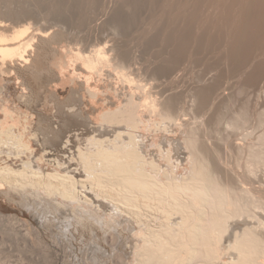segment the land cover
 <instances>
[{"label":"bare ground","instance_id":"6f19581e","mask_svg":"<svg viewBox=\"0 0 264 264\" xmlns=\"http://www.w3.org/2000/svg\"><path fill=\"white\" fill-rule=\"evenodd\" d=\"M99 1L0 0V196L45 228L87 229L92 264L108 239L121 264H264V111L239 97L264 82V0H213L205 18L207 0H113L98 27L115 39L77 38L67 23ZM160 8L166 47L142 68L122 34ZM216 51L227 75L175 92L173 71ZM1 216L0 245L39 260L42 233Z\"/></svg>","mask_w":264,"mask_h":264},{"label":"rangeland","instance_id":"374dc122","mask_svg":"<svg viewBox=\"0 0 264 264\" xmlns=\"http://www.w3.org/2000/svg\"><path fill=\"white\" fill-rule=\"evenodd\" d=\"M112 1L113 0H100L98 2V4L96 5V7H94V9H92V10H94L95 14H93L94 12L92 10H87V8H83L80 11V14H78L77 16H75V20H73L71 23H67V26L69 25V28L73 29V30L70 29L71 31H76L77 38H78V36L80 38L81 36L82 37H88L87 35H89V38L91 37L90 40H92V39L95 40V39H98L99 38L98 36L100 34L101 35L100 37H102V38L103 37L104 38L108 37L106 39L107 40L109 39V41H110V39H112L114 36L112 34H110V32L104 33L103 32V29H101L99 27L102 25V22H104V20L106 19V14L102 10H105V12H106V10H108L110 7H112L113 6V2ZM192 1H194V0H192ZM111 2H112V4H111ZM194 2H192L193 5H194ZM212 2L214 3L213 0H207L206 3L204 4V6L202 7V14H204V15H202L203 17L201 16L202 18H205L204 16L212 9V7H213L212 6L213 5ZM192 4L189 5V6H193ZM103 7H105L106 9H103ZM189 8L193 9L192 7H189ZM189 8H188V10H189ZM87 11L91 12L92 14H90ZM162 12H164V11H163V9L161 10V8L158 9V10H155L154 12H150L149 10H147V11L145 10L142 13V15H143V17H142L143 19L141 18L142 19V23L140 22L139 25H137L136 27H134L132 29L133 32H132V30H129V33L127 32V35H126V33H124L125 36L122 34V38H124V40L126 42V45H125L126 46V49H129L132 52V59H133L132 61H134V62H132L133 64L134 63L136 64L138 62L137 65L139 64L138 66L141 65L142 68H144V67H147L150 64H152L153 61H155L156 59H158L163 54L164 47H166L165 44L163 43V39H162L163 36L161 35L162 33H160L158 35V32L159 31L156 32V30H157L156 29V23L161 19L160 17H162V15H163ZM88 14L89 15H92V17L91 16L89 17ZM90 18H92L93 20L90 19ZM79 19L81 21H83L82 25L84 24L83 26L81 25L80 29H79L78 25H75V24H78V21H80ZM88 20H89V22H88ZM200 20H201V18H200ZM200 20H199L200 23H202L204 21V19L201 20L202 22ZM172 26L174 27V25H172ZM97 30H99V31H97ZM167 30H169V31L172 30V27H169L168 26L167 29H166V31ZM77 31H79V32H77ZM130 31L132 33H130ZM86 32H87V34H86ZM100 32H102L103 36H102V34ZM109 34L111 36H109ZM154 34L158 38L154 37L153 36ZM84 35H86V36H84ZM151 35L155 39H153V37H152L153 40L151 39V41L145 47H143L144 45H142V42L145 41L146 37H147V39H149V37ZM159 37H162V38H159ZM114 39H115V37H114ZM193 49H194V47H193ZM261 52H263V51L262 50L258 51L257 52V56H258V53L260 54ZM201 56H202V58H203L204 61L202 60V62H199V64H197V63L194 64L193 63V60H192V63H191L190 59L187 58L186 59L187 61L183 62V64L180 67H178L179 71L177 69V71H173L172 76H169V78L177 79V81L179 80V83L177 82V84L174 87L175 92H177V91L178 92L179 91L180 92L184 91V93L186 94L189 91V89H191L193 86H195L196 83L198 82V80H197V76H199L198 73L200 75L204 74L205 75V78H204L205 80H209L210 78L214 77L213 75L216 76V75H219L220 73H224V74L227 75V73H226V64L225 63H219L218 62L217 64H215V62L218 61V60L216 61V59L218 57H220V55L218 54V51L213 52L212 54L211 53L202 54ZM260 58L261 57H259V59ZM190 73H192V74H190ZM228 74H229V76H232V74L230 72ZM175 75H177V76H175ZM204 75H203V77H204ZM178 76H179V78H177ZM172 79L171 80L169 79L170 82H171V84H169L170 83L169 80H166L165 79L166 82L168 81L169 83L167 82L168 84H166V82L163 81L162 84L160 83L161 84L160 85L161 87H159V88L160 89H163V90L164 89L165 90H168L169 88H171V86H169V85H172ZM174 79H173V81H174ZM195 80H197V81H195ZM234 80L235 79H232L231 82L234 81ZM165 84H166V87H165ZM172 86H174V85H172ZM263 87H264V82H262L260 85H258L256 87H253L254 89H251V88H250V90L248 89L249 91L247 90V92L245 94L239 96L242 99L245 98L246 100H243L244 101L243 102L241 98H240V100L238 98V101L239 102L241 101V104H242V102L243 103H245V102L246 103H249L251 105L250 109H252L253 112L254 111H260V109H261V111H264L263 110L264 109V88ZM231 88H232L231 85L228 86V84H225L224 89H226V90L224 91V89H223V91H222L223 94L221 92V96H218L219 98H216V101H215V103H213V105L214 104H217L219 102L218 100L220 98L222 99L223 96H224V94H228V92H231V90H232ZM251 90H252V92H251ZM247 96H248L249 99L246 98ZM186 100H184V102L185 101L187 102V103L185 102V104L191 105L190 99L189 98H186ZM188 101H189V103H188ZM238 105H240V103H238ZM189 117L190 116H187V118H189ZM55 121H56V119H55ZM222 127H223V125H222ZM76 129L77 130L79 129L82 132L85 128L84 127H79V128H76ZM229 131L222 132V133H225V134L227 133L228 134ZM214 134H216V133H214ZM207 135H208V133H205L204 134V136H207ZM210 135H209V138L208 139H209L210 142H212L211 139L213 138V134H212V137ZM232 135L233 136H231V135L230 136L233 139V141L235 140L234 141L235 143H239L240 142L239 140H241L243 138L241 136H236V133L235 134L232 133ZM237 135H238V133H237ZM215 137H218V136L216 135ZM240 137H241V139H240ZM234 138H236V139H234ZM217 140H218V138L217 139L216 138H213V143H214V141L217 142ZM236 140L238 142H236ZM223 147H225V146H223ZM225 148H226V151H227V147H225ZM225 148L223 150H225ZM52 151L49 150V153L51 155L54 154L55 150H52ZM225 153H224V155H226L225 156L226 159L225 158L224 159L225 160H228L230 158L229 157V154H227L228 151L225 152ZM60 155H62V154H60ZM222 155H223V153H222ZM227 157H229V158L227 159ZM257 187H259V185H257ZM1 214L2 215L4 214L5 216L4 215L3 216L6 217V218L9 217V216H16V217H18L20 219H24L27 222L28 226L31 225L30 227L31 228L34 227L35 229L34 228H33L34 230L31 229V228L29 229L28 226H25L26 223H24V224L23 223H20V224H18V226L21 227L22 232L24 230H26V231H24V234H28L31 231L30 234L33 232V234H34V235L32 234L33 236H35V233L36 232L37 233L39 232L40 234L42 233V236H43L42 238H44L43 241H44L45 244L44 245H40V246H38L36 248L37 251H38L37 252V255L33 254V255H35L34 257H36V256L39 257L40 258L39 260H41V261H39L38 258L37 259L35 258L34 261H31L32 259L31 260H28V257L33 258V256L31 254L28 255V251L26 252L25 249L20 250L18 248V244L21 243L22 241H19L18 242V240L15 237H13V238L10 239V241H11L10 243H12V244H9V246L2 247L0 245V264H31V263L32 264L33 263H35V264H45V262H46V264H50V262H49L50 261V257L52 258L51 261H53L54 263L56 262L55 264H70V263L71 264H73V263L74 264H82V263L83 264H92V261H91L90 258L93 255V253L95 252V250H94L95 245L93 244L92 241H90L91 243H88L89 242L88 240H91L92 239V235L90 234V232L87 231V229H83V231H84L83 232V231H80V230H82L81 227H78L77 228V227H75L76 225L75 226L73 225L74 226L73 227V226H70V223H67L66 224V223H62L61 221L60 222H56L55 226H53L51 228H45V227H43V225H41L40 222H38V220L36 219V217L33 216V214L28 211V209L22 208V207L18 206L17 204L10 203L6 199H4L3 197L0 196V216H1ZM43 214L44 215H47L49 217L52 215L54 217V214L53 213H46L45 214L43 212ZM3 216H1V217H3ZM57 217H61L63 219L64 215H57ZM0 222H1L0 223L1 225H2V222L4 224V221H1L0 220ZM39 223H40V225H39ZM25 227H27L28 229L25 228ZM36 228L38 229V231L36 230ZM76 228L78 229L77 232L74 230ZM39 229H40V231H39ZM68 230L73 231V232H70ZM27 231H28V233H27ZM98 232H101V230L100 231L98 230ZM37 233H36V235H37ZM70 233H72V234H70ZM73 233H74V235H73ZM79 233H81V234H79ZM85 233H87V234L85 235ZM82 234H84V235L82 236ZM124 234L126 235V234H128V232H126V233L124 232ZM27 239H28V237H27ZM110 241L111 240L108 239V240H104V241L101 242V245L103 246V250L104 251H107L106 254L108 256V264H121V262L119 260H117L116 257H114V255L117 252V250H116L117 248L113 247V243H112V241L111 242ZM27 243H28V241H27ZM128 244L129 245H125L123 247L124 253H126V255L131 253V245H130V243H128ZM8 247H10L9 250H7ZM88 254L91 255V256H89ZM8 255H9V259L7 258ZM83 257H84L85 260L83 259ZM1 259H2L3 262L1 261ZM47 260H48V263H47ZM36 261L39 262V263H37ZM53 262H51V263H53Z\"/></svg>","mask_w":264,"mask_h":264}]
</instances>
